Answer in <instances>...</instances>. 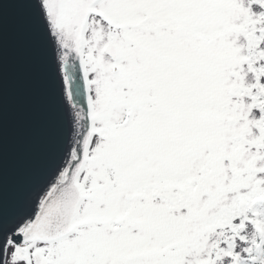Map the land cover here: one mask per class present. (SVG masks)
<instances>
[{
    "label": "snow or ice",
    "instance_id": "obj_1",
    "mask_svg": "<svg viewBox=\"0 0 264 264\" xmlns=\"http://www.w3.org/2000/svg\"><path fill=\"white\" fill-rule=\"evenodd\" d=\"M0 264H264V0H0Z\"/></svg>",
    "mask_w": 264,
    "mask_h": 264
}]
</instances>
